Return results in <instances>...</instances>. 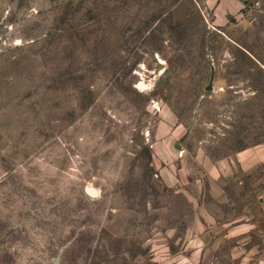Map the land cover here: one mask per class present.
<instances>
[{"label":"rangeland","instance_id":"374dc122","mask_svg":"<svg viewBox=\"0 0 264 264\" xmlns=\"http://www.w3.org/2000/svg\"><path fill=\"white\" fill-rule=\"evenodd\" d=\"M222 13L0 0V264H264V0Z\"/></svg>","mask_w":264,"mask_h":264},{"label":"crops","instance_id":"0c3cea01","mask_svg":"<svg viewBox=\"0 0 264 264\" xmlns=\"http://www.w3.org/2000/svg\"><path fill=\"white\" fill-rule=\"evenodd\" d=\"M245 2L246 0H204V3L208 8L216 11L218 20H221L220 22L224 21V14L222 13L224 10L226 12L229 10L230 13L228 14H235L242 11ZM242 155L248 160H260L264 157V145L242 152ZM254 264H257V262H254Z\"/></svg>","mask_w":264,"mask_h":264},{"label":"water","instance_id":"95a60500","mask_svg":"<svg viewBox=\"0 0 264 264\" xmlns=\"http://www.w3.org/2000/svg\"><path fill=\"white\" fill-rule=\"evenodd\" d=\"M209 89H212L213 88V79L211 81V84L209 85L208 87ZM179 147H181V144L179 143L178 144ZM86 191L89 195L93 196V197H97L99 195V191L98 189H96L95 187L93 186H87L86 187Z\"/></svg>","mask_w":264,"mask_h":264}]
</instances>
